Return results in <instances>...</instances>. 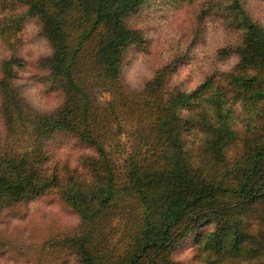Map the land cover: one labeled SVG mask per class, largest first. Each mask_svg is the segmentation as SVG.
Here are the masks:
<instances>
[{
	"label": "trees",
	"instance_id": "obj_1",
	"mask_svg": "<svg viewBox=\"0 0 264 264\" xmlns=\"http://www.w3.org/2000/svg\"><path fill=\"white\" fill-rule=\"evenodd\" d=\"M11 1L41 16L52 52L33 78L62 90L64 101L54 118L36 111L19 96L13 53L0 58V211L57 189L78 224L54 241L77 264H185L168 254L206 224L203 264H264V26L241 1L206 0L225 4L237 28L236 39L216 50L235 56L231 66L172 92L161 89L165 68L154 89L134 92L120 79L122 50L136 39L129 15L142 0ZM22 19L10 12L0 20L9 47ZM99 92L109 98L100 101ZM123 125L130 148L122 155ZM54 126L92 148L88 187L76 169L49 164L44 141Z\"/></svg>",
	"mask_w": 264,
	"mask_h": 264
},
{
	"label": "rangeland",
	"instance_id": "obj_2",
	"mask_svg": "<svg viewBox=\"0 0 264 264\" xmlns=\"http://www.w3.org/2000/svg\"><path fill=\"white\" fill-rule=\"evenodd\" d=\"M247 13L264 26V0H240ZM225 4L214 8L206 0H142L129 15L128 25L136 31V39L128 43L120 57L121 81L132 91L155 88V77L162 68L168 73L161 89L165 92L189 90L211 70L227 69L234 55L219 58L216 50L236 39L237 28L226 19ZM10 12H19L23 19L15 35L9 38L13 46L0 34V58L13 53L16 60L15 83L23 102L39 113L58 116L64 96L62 90H50L33 78L47 68L42 60L52 52V46L42 33L41 16L28 14L27 5L14 1H0V20ZM160 85V83H159ZM100 101L109 97L98 93ZM0 109V130H2ZM52 135L44 141L49 164L58 162L76 169L81 187L91 184L85 162L94 154L91 147L78 142L65 127L54 126ZM128 127L119 133L118 153L130 148ZM82 179V180H81ZM80 201L88 193L82 191ZM123 219L115 218L116 228ZM78 217L71 205L63 201L57 189L40 195L22 197L11 208L0 211V264H77L73 252L54 241L56 237L74 233ZM211 224L202 225L184 235L168 254L169 259L185 264H203L201 236ZM53 240V241H51ZM47 242V243H46Z\"/></svg>",
	"mask_w": 264,
	"mask_h": 264
}]
</instances>
